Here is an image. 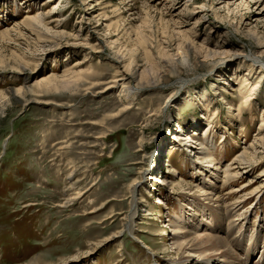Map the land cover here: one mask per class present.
<instances>
[{
    "label": "rangeland",
    "instance_id": "rangeland-1",
    "mask_svg": "<svg viewBox=\"0 0 264 264\" xmlns=\"http://www.w3.org/2000/svg\"><path fill=\"white\" fill-rule=\"evenodd\" d=\"M49 1L0 0V67L28 68L0 70V264H173V223L215 209L264 264V0Z\"/></svg>",
    "mask_w": 264,
    "mask_h": 264
},
{
    "label": "bare ground",
    "instance_id": "bare-ground-1",
    "mask_svg": "<svg viewBox=\"0 0 264 264\" xmlns=\"http://www.w3.org/2000/svg\"><path fill=\"white\" fill-rule=\"evenodd\" d=\"M52 1L53 0H50L49 2H52ZM46 19H54L55 20L54 22H56L57 24H60V20L56 19V16H54L52 11H50L46 15H37V16L31 17L29 19V22H27V25L29 26V24H30L31 28H33L34 31H37L38 29L42 28L41 25H43L45 23ZM42 31H44V30H42ZM262 55H264V51H263ZM85 62H87V61L85 60L82 63H78V66L85 64ZM118 63L121 64V61H118ZM0 70L1 71H7V72H10L11 74H13V73H24L28 70V68H26L24 66H18V68L15 69L14 67H9V66L7 67L6 66V67H0ZM125 74H126V78H128L129 80L137 82L136 87L138 89L146 88L149 86H156L159 84L160 79L162 82H164V80H165L164 75H160L159 79H158V77L156 79H154V75L150 71L146 72V75L148 77H146L145 75H144L145 77L143 75H141V78L138 80V74H139L138 68H134V69L132 68V70L131 69L128 70V72H125ZM50 78L42 79V80L37 82V86L40 90L39 91L40 93H48V92H51L53 90L58 91V90H61L65 87H67L70 83V82L66 81L64 84H62L63 86L60 87V86L56 85V82L54 79H52V78L50 79ZM123 84H125V83H123ZM124 88H127V87H124ZM126 90L130 91L131 88L128 87ZM23 91L21 89L16 93L13 91L6 93L9 96V97L7 96L9 99L8 102L11 104V102L16 103L17 101H19L18 103H20L21 99H26V97L33 92L29 87H28V89H25V90L23 89ZM27 101L28 100L26 99L25 102H27ZM262 126H264V122H263ZM176 139H178V141L181 142L185 138H183V135L178 134ZM206 139H208V138H206ZM192 143H194V141H192ZM198 145L200 148H197L196 153H195L197 156H199L198 159L202 163L203 162L207 163V161L210 160V162H211L210 163V169H214L215 167L213 166V164H214L215 160H212L211 156L207 154V151H206L207 148H205V145L203 144V142L199 141ZM239 158H240L241 162L247 161L246 153L241 154V156ZM210 169L208 172L212 171V170L210 171ZM216 175H217V173L215 174V177H217ZM228 175H230V174H228ZM212 178H214V177H212ZM167 181H169V180H167ZM167 181L164 180L162 183L166 184ZM213 182H214V180L210 181V183L212 185H213ZM210 183L205 181L202 184L204 186V185H207ZM133 192L135 193V190ZM204 193L206 195H208L207 190H205ZM209 193H210V191H209ZM209 199L210 198H208L207 196L204 197L203 200L198 198L195 203H196V205L203 204L202 206L204 208H207L211 204V203L210 204L206 203ZM69 202H70V200H69ZM209 202H210V200H209ZM132 205L134 207V211L132 212V214L129 217L131 224L133 223L134 217L137 213L136 209H137L138 203L135 199L132 200ZM228 216L229 215L227 214V212L224 213V212H221V211L215 209V211L213 212V214L211 216L212 219L210 218V222L207 220L208 222H207L206 227H208V229L205 231L204 230L203 231L198 230V229H200V226H197V225L189 226V225H187L189 223L187 221H181V219L176 220V222L173 223V230H174L173 233H175V239H174V244H172V245H173L174 249H177L178 258L173 262V264H244L242 262V260L240 259V257L237 256L236 252L233 251L232 246H231V242L234 241V237H236V240L239 241L242 236L239 234V232L236 234V232H235L236 228L235 227L237 224L230 222V218H228ZM178 222H180V224H178ZM183 222L186 225H182ZM215 223H216V225L213 226V224H215ZM130 229L131 228H129V231L132 232V230H130ZM259 232L260 231H258V233H257L256 239L255 240L253 239V243L248 246L247 251H246L247 254L251 253L252 248L255 251L256 245L258 243V239L260 238ZM226 238H228L229 240H227ZM243 242L244 241L238 242V248L243 247ZM29 264H41V263H40V261H37V259H36V261H32Z\"/></svg>",
    "mask_w": 264,
    "mask_h": 264
}]
</instances>
